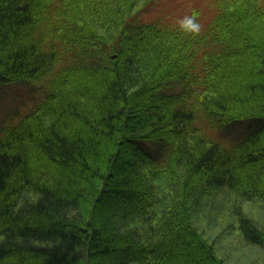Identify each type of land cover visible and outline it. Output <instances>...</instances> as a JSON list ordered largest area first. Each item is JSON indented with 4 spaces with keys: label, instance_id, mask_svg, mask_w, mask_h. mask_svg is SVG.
I'll return each instance as SVG.
<instances>
[{
    "label": "trees",
    "instance_id": "trees-1",
    "mask_svg": "<svg viewBox=\"0 0 264 264\" xmlns=\"http://www.w3.org/2000/svg\"><path fill=\"white\" fill-rule=\"evenodd\" d=\"M147 2L0 0V264H264V0Z\"/></svg>",
    "mask_w": 264,
    "mask_h": 264
},
{
    "label": "rangeland",
    "instance_id": "rangeland-1",
    "mask_svg": "<svg viewBox=\"0 0 264 264\" xmlns=\"http://www.w3.org/2000/svg\"><path fill=\"white\" fill-rule=\"evenodd\" d=\"M210 1L211 0H148L147 5L150 6V9L152 7L151 14L161 21L166 20L167 17H169V19L170 17L173 18L174 14H176L175 18H180V20L177 21H181L185 16H188L192 2L200 6L201 11H204L205 15H207V11L211 6ZM150 9L144 10V14H148ZM181 9L183 11V19L177 16L178 13H181ZM33 99L34 93L31 91L29 93L28 90H22V88H17L16 86L9 87L0 85V127L14 121L27 105L29 106L32 103ZM124 140L122 147H120L118 164H120V167H123L125 169L124 172H126L134 167L133 165L138 162V157L135 147L129 144L126 137H124ZM128 180L129 179H127V181Z\"/></svg>",
    "mask_w": 264,
    "mask_h": 264
},
{
    "label": "clouds",
    "instance_id": "clouds-1",
    "mask_svg": "<svg viewBox=\"0 0 264 264\" xmlns=\"http://www.w3.org/2000/svg\"><path fill=\"white\" fill-rule=\"evenodd\" d=\"M180 25L187 32L198 33L200 31V25L195 22L194 17H185L180 22Z\"/></svg>",
    "mask_w": 264,
    "mask_h": 264
}]
</instances>
